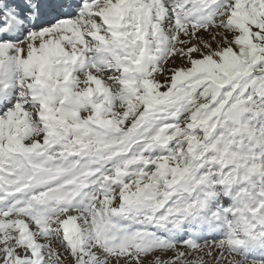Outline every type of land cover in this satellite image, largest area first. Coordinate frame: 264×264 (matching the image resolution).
<instances>
[{"label":"snow or ice","instance_id":"1","mask_svg":"<svg viewBox=\"0 0 264 264\" xmlns=\"http://www.w3.org/2000/svg\"><path fill=\"white\" fill-rule=\"evenodd\" d=\"M0 264H264V0H0Z\"/></svg>","mask_w":264,"mask_h":264}]
</instances>
